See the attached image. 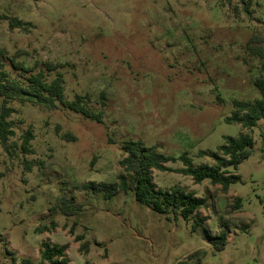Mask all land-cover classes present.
I'll list each match as a JSON object with an SVG mask.
<instances>
[{
    "label": "rangeland",
    "instance_id": "obj_1",
    "mask_svg": "<svg viewBox=\"0 0 264 264\" xmlns=\"http://www.w3.org/2000/svg\"><path fill=\"white\" fill-rule=\"evenodd\" d=\"M244 5L248 14L237 0H0V16L24 25L0 21L9 78L25 85L38 71L47 80L58 72L66 99L84 97L85 108L100 114L96 122L60 105L10 103L14 136L0 145V264H37L43 242L66 245L69 264H264V123L248 131L225 122L233 101L258 99L253 82L264 81V57L246 49L251 38L258 39L251 46L264 47V0ZM17 53L31 73L11 68ZM46 64L58 68L47 72ZM27 130L31 154L19 148ZM239 134L253 146L225 194L208 181L152 171L158 189L176 186L205 200L188 220L155 213L131 192L107 199L81 189L117 183L126 140L172 158L186 153L197 167L214 164L200 152L216 153ZM165 166L182 168L179 161ZM61 197L82 211L61 215ZM195 217L206 221L193 231ZM225 221L227 243L216 251L211 240Z\"/></svg>",
    "mask_w": 264,
    "mask_h": 264
},
{
    "label": "trees",
    "instance_id": "obj_2",
    "mask_svg": "<svg viewBox=\"0 0 264 264\" xmlns=\"http://www.w3.org/2000/svg\"><path fill=\"white\" fill-rule=\"evenodd\" d=\"M225 1L229 4L231 0ZM237 1L242 5V11L248 14L244 0ZM0 21H7L11 28H22L24 26L12 17L0 16ZM253 40L258 39L251 38L246 43V49L249 50L252 56L263 58L264 47L251 46ZM18 54L10 58L11 68L23 74L31 73V68H26L22 63L16 61ZM5 56H7L6 51L0 48V59ZM45 66L47 72H53L58 68V66L52 64H46ZM25 83V85H22L19 81L10 79L4 70L3 63L0 61V145L4 146L14 136L13 125L10 120L11 115L14 113L13 108L10 106L13 101L42 106L48 110L60 105L84 118L99 122L100 114L95 115L85 108L86 98L75 96L71 101L66 99L64 80L58 72L50 80H47L46 74L38 71L36 74H31ZM253 84L260 92V97L251 103L233 101L234 111L229 118L225 119L227 124H237L242 129L249 131L256 126L258 121L264 123V81L257 78ZM32 139L33 135L30 130H27L21 136L19 148L22 153H32L30 147ZM252 146L253 141L248 134H239L235 138L226 137L223 145L217 148L216 153L210 155L199 153L201 157L208 156L211 158L214 162L213 165L192 167L190 158L186 153L178 158H172L160 154L155 147H146L140 140H126L122 143L123 158L119 161L123 174L117 177V183L110 185L101 183L97 186L89 183L82 185L81 189L101 190L103 191V197L107 199L114 196L118 191L131 192L135 201L149 207L155 213L171 214L175 218L179 216L183 220H188L198 210L207 207L205 200L196 198L194 194L176 186L167 190L158 189L152 182V171L174 172L187 176L190 177L194 185L208 181L211 185L219 186L225 194L230 185L240 181L235 173L238 166L249 157ZM175 161L181 162V169H172L165 166L166 163ZM228 169H231V171ZM57 203L59 213L65 217L76 216L82 211L80 204L73 203L65 197L58 199ZM240 205V199L236 198L232 209L237 210ZM205 221L203 218L195 217L192 230L194 231L203 226ZM51 226L54 227V224H51ZM228 226V222H221L220 232L211 240V244L216 251L223 250L227 243L226 230ZM69 233L73 234V227L70 228ZM209 237L206 234V238ZM83 239L82 235H78L75 237V242H81ZM88 244V241H83L79 250L86 252ZM66 248V245L41 243L37 264H69L65 254ZM18 264L33 263L29 259H22Z\"/></svg>",
    "mask_w": 264,
    "mask_h": 264
}]
</instances>
